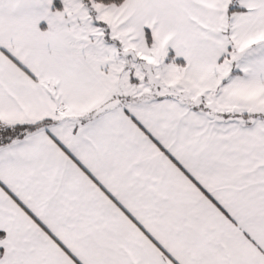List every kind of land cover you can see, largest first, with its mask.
<instances>
[{
  "label": "snow or ice",
  "instance_id": "1",
  "mask_svg": "<svg viewBox=\"0 0 264 264\" xmlns=\"http://www.w3.org/2000/svg\"><path fill=\"white\" fill-rule=\"evenodd\" d=\"M0 264H264V0H0Z\"/></svg>",
  "mask_w": 264,
  "mask_h": 264
}]
</instances>
